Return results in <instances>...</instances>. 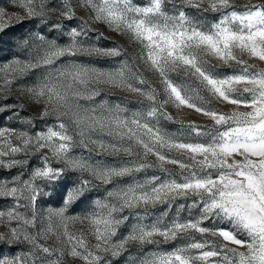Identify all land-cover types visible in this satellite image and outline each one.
I'll return each mask as SVG.
<instances>
[{"label":"snow or ice","instance_id":"6c2138e0","mask_svg":"<svg viewBox=\"0 0 264 264\" xmlns=\"http://www.w3.org/2000/svg\"><path fill=\"white\" fill-rule=\"evenodd\" d=\"M62 3L63 8H58L47 0H15L28 19L66 32L69 40L58 43L39 35L36 38L43 47L31 59H13L0 69L4 74L0 92L7 100L17 79L43 68L38 82L23 91L43 105L40 119L55 117L56 121L35 133L0 129V167H23L32 154H39L40 161L27 180L20 176L0 179V198L14 201L11 207L0 209V226L7 228L0 232V244L28 245L26 251L0 258V264H65L68 256L83 264H114L132 244L141 250L145 245L158 246L156 237L165 243L178 237L186 242L138 258L129 254V264H264V67L249 63L264 64V0L243 5L235 0H82L87 18L70 30L56 20L49 21L53 12L74 18L69 0ZM209 11L217 14L211 23L202 15ZM13 19L22 22L19 13L0 8V33ZM92 24L105 25L138 45L132 64L142 62L158 74L163 93L128 59L114 71L80 61L79 57L124 53L120 47L86 43L96 38L89 36L96 31ZM21 44L31 47L27 39ZM219 66L232 71H217ZM172 72L183 73L195 86L173 80ZM100 85L136 94L147 105L126 115L127 108L109 106L106 100L82 104L100 95ZM213 100L232 107L221 111L212 106ZM169 104L178 110L192 109L211 123L189 122L186 130L194 138L180 139L159 126L161 117L173 119L165 110ZM15 107L23 105H3L0 111ZM22 119L31 125V118ZM13 137L18 143H13ZM77 147L89 154L123 153L129 159L114 164L92 162L90 155L74 154ZM173 152L185 159L171 156ZM21 153L25 159H16ZM166 165L177 166L179 173ZM150 168L167 175L135 178ZM69 172L80 176L66 189L63 206L41 216L37 200L48 193L37 181L52 185ZM128 177L130 181L118 183ZM97 184L112 187H105L104 196L92 201L86 215H66ZM177 200L191 203L177 205L169 218ZM161 205L168 207L159 215L151 211ZM193 209L198 210L195 215ZM184 210L187 218L180 215ZM152 216L156 218L149 220ZM77 223L84 227L73 232L71 226ZM124 227L127 234L121 235ZM208 236L219 238V243ZM52 238L55 244L49 245Z\"/></svg>","mask_w":264,"mask_h":264},{"label":"rangeland","instance_id":"374dc122","mask_svg":"<svg viewBox=\"0 0 264 264\" xmlns=\"http://www.w3.org/2000/svg\"><path fill=\"white\" fill-rule=\"evenodd\" d=\"M48 4H55L58 8H63L62 0H47ZM146 2V0H144ZM237 5H243L248 3L249 0H235ZM252 3L258 2V0H251ZM69 3L72 9L75 11V16L71 20L65 19L64 17L59 15V12L50 13L49 21L56 20L63 25L68 27L70 30L71 27H77L81 25L84 19L87 18V11L84 7L81 6L82 0H69ZM206 6V5H205ZM0 8L4 9L7 13H19L22 17V22L17 21L15 19L12 20L11 25L5 30L4 33H0V69L3 68L4 65L11 63L13 59H31L33 55L40 51L43 47V42L36 37L39 35L44 36L47 40L55 39L58 43H67L69 40L66 32L61 34V31H57L55 29H50L48 25L41 24L38 19H28L21 8L17 7L15 4V0H0ZM188 11L192 14H196V9H188ZM207 18V21L211 23L217 14L212 12H207L202 14ZM91 27L96 31L90 32V37H96L95 39L88 40L85 42H91L93 44H97L104 48H112V47H120L124 49V53L121 56L116 57H79V60L85 64H90L91 66L96 67L97 69L103 71H114L121 66V63L128 59L130 65L133 68L138 67L141 74L144 78L151 84L153 87L157 89L161 94L163 93V85L160 82V78L158 74L148 70V68L142 63L132 64V58L135 57L138 51V45L134 44L127 36H123L117 32H114L107 28V26L102 24H92ZM103 33V36H98V33ZM28 40L31 47L30 49H26L22 46L21 42L23 40ZM250 64L256 65L257 68L264 67V64L257 60H250ZM237 67L235 65L232 68ZM232 68L219 66L217 71L230 73ZM43 68L33 69L27 75L17 79L15 83L12 85V92L8 95V99H3L5 93L0 92V107L3 105H23V108L15 107L8 108L3 111H0V129L3 128H12L17 130H25L31 133H35L37 131H43L47 126H51L55 124V117H48L45 120L40 119V114L43 110L42 104L35 103L29 96H27L23 89L27 87H31L33 84L38 82L41 76L44 74ZM170 77L177 81H187L192 86H195V81L188 78L181 72H172L169 74ZM3 79L4 74L0 71V87H3ZM135 83V81H132ZM100 95L96 96L93 101H81L82 104L85 105H98L101 101H107L109 106H114L115 104H120L121 107L127 108L128 112L126 115H130L132 112L137 110H142L143 107L147 105V101L136 94L129 93L127 91H123L119 88H112L107 85H100ZM207 96V93H203ZM163 98V95H162ZM211 99V98H209ZM212 106L221 110L227 111L232 106L222 104L218 101H212ZM172 117V120H166L163 117L159 119V126L167 131L169 134L175 135L180 139H188L192 140L194 138V134H189L186 130V126L189 122H196L197 124L206 125L210 124L211 121L206 117L202 116L199 113H196L192 109L183 108L178 110L173 105L169 104L165 109ZM14 113H19V116L14 115ZM22 118H31V125L26 123ZM13 143H18L15 140V137L12 138ZM105 139H109L105 137ZM47 152V150H43ZM76 155H83L85 157H91L92 162H103L114 164L118 161H124L129 159L123 153L118 155H107V154H97V152L93 151L91 154L86 149L77 147L73 150ZM171 156H174L178 159H185L184 156L179 155L178 153H170ZM16 159H25L24 154L15 157ZM148 159L150 161H155V157L149 156ZM39 154H32L27 157V164L23 167H14L11 169H5L0 167V179L3 180H11L13 177L20 176L22 180L29 179V174L33 167L39 165ZM166 167L171 170L173 173H179V168L175 165H166ZM87 176V174H84ZM160 176L162 178L166 177V173L157 169H147L144 172L135 174V178L137 180H143L146 177L150 176ZM80 173H67V176L64 180L58 181L52 185H47L43 181H37V183L44 189L48 195H41L37 200V211L41 216L46 217L49 209H58L63 206L64 196L66 194V189L77 182ZM67 177H70L68 179ZM87 178L91 179L90 176ZM131 180V177L125 178L124 180L118 181L120 184H124ZM105 187L111 188L112 185H100L97 184L95 190L90 192L87 196L81 198L74 202L68 209L66 215L68 216H84L88 212L92 210V201L94 199L102 198L105 194ZM14 201L11 198H0V209H6L13 205ZM21 203H25V201H21ZM191 203V201L177 200L175 204L172 206V210L169 212V218L176 211V207L179 204ZM167 205L158 206L156 209H152L156 215L167 208ZM21 211H25V209H21ZM198 210L193 209V215L196 214ZM182 218H187L188 212L186 210L180 213ZM156 217L152 216L149 220H154ZM15 223V222H14ZM84 226L79 223L71 226V230L73 232H77L82 230ZM127 227L120 229V234H127ZM7 228L0 226V232H6ZM192 235L196 236V239H201L200 235L197 233H193ZM119 238V236L117 237ZM156 240L160 241L159 245H145L141 250L139 245L132 244L129 246L128 251L124 253L122 257H120L114 264H129L130 255L131 257H139L145 252L151 251H166L171 250L176 246L182 245L185 243V239L183 237H178L175 241L165 243L162 238L156 237ZM207 239L212 240L216 239L219 243V238H214L208 236ZM49 245L55 244V238L49 239L47 241ZM28 245L26 244H13L9 246L8 244H0V258L9 257L16 255L20 252L26 251ZM65 264H83L80 260H73L72 257L68 256L64 258Z\"/></svg>","mask_w":264,"mask_h":264}]
</instances>
